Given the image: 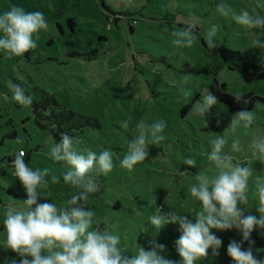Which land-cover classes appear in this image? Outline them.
Here are the masks:
<instances>
[{
    "label": "rangeland",
    "instance_id": "374dc122",
    "mask_svg": "<svg viewBox=\"0 0 264 264\" xmlns=\"http://www.w3.org/2000/svg\"><path fill=\"white\" fill-rule=\"evenodd\" d=\"M219 0H104L105 6L117 16L132 14L133 21L120 17L110 27L107 10L100 0H0V12L12 5L26 11H41L48 28L40 31L37 47L21 57L5 58L0 54V162L19 149L31 155L29 166L48 168V186L52 202L63 207L76 190L62 182L66 171L63 162L49 156L54 138L35 123L31 105H20L12 99L20 85L25 94L36 97L35 90L55 96L59 105L76 114L97 119L99 128H86L72 136L81 147L99 153L109 148L115 167L99 177V191L84 202L96 214V224L121 237L126 255L135 254L137 246L150 249V241L163 245L159 253L165 259L178 261L174 242L179 238L178 225L169 223L153 235L154 229L145 221L161 208L165 213L176 210L193 215L200 211L193 202L190 187L195 175L212 166L207 160L211 142L223 136L224 151L235 163L249 166L248 201L244 215H259L257 183L264 182V160L253 154V142L264 136V103L255 101L254 119L250 126L233 127L234 115L225 106L213 109L207 122L195 117L191 108L200 98L201 90L211 82V67H217L212 50L217 45L253 54L261 60L264 71V30L249 31L237 25L230 16H221ZM233 12L242 9L264 15V0H226ZM75 20L74 30L66 20ZM217 26L215 46L205 39L207 31ZM192 27L195 41L190 47L173 44L174 32ZM220 82L236 97L253 94L264 99V79L245 83L225 69L217 72ZM181 89H191L183 95ZM48 113V112H47ZM46 115V114H44ZM165 120V140L148 147L149 157L132 170L121 167L127 144L134 136L135 126L145 121ZM15 132L13 139L7 137ZM233 142L240 147L232 148ZM185 158L196 160V167L187 166ZM0 171V218L9 206H22L26 199L19 180L11 176L13 168ZM184 172V174H182ZM60 178L52 182V176ZM42 197L39 202H51ZM35 207V206H33ZM194 221V217L189 216ZM216 231V230H213ZM222 240L218 255L211 249L199 264H229L227 246L242 237L235 228L216 231ZM253 254L264 258V228L254 229ZM243 248L248 247L244 242ZM10 252L0 243V264H12Z\"/></svg>",
    "mask_w": 264,
    "mask_h": 264
},
{
    "label": "clouds",
    "instance_id": "9594fccd",
    "mask_svg": "<svg viewBox=\"0 0 264 264\" xmlns=\"http://www.w3.org/2000/svg\"><path fill=\"white\" fill-rule=\"evenodd\" d=\"M217 10L221 16H230L234 22L249 31L264 30V15H254L246 9L233 12L226 0H219ZM46 17L41 11H26L23 7L12 5L0 12V54L5 58L21 57L37 47V38L41 30L47 29ZM173 44L179 47H190L195 41L192 27L172 34ZM217 26L207 31L205 39L215 46ZM264 47V41H256ZM12 99L20 105H30L32 97L25 94V89L13 84ZM183 95H191V89H181ZM239 103L240 98L236 97ZM217 96L209 89L201 90L200 98L193 104L191 112L204 122L219 107ZM233 127L250 126L254 116L246 109L233 114ZM165 120L151 123L139 122L134 129V136L127 144V154L120 161L121 167L134 169L149 157L148 147L165 140ZM227 141L223 136L211 142L207 160L211 162L208 171L195 175V183L190 187L194 203L200 211L180 214L176 210L165 213L161 208L145 221L154 229L153 235L165 225H178L179 238L175 240V251L178 261L165 259L159 253L163 245L150 241L151 247L146 250L137 246L135 254L126 255L121 244V237L96 224V214L87 208L85 201L91 194L99 191V177L106 176L115 167L113 154L109 148L97 153L88 147H81L78 140L67 133L62 134L59 142L50 146L49 156L53 161L63 162L66 171L62 182L76 190L63 207L52 202L47 188L48 168H34L25 163L24 152L18 151L11 162L15 179L19 180L26 193L22 206H9L0 218V243L9 252L18 257L12 264H199L211 249L213 256L218 255L222 240L216 231L237 229L242 239L232 241L227 246V255L233 264H264V258L257 259L253 254L254 241L250 239L254 229L264 228V182L257 183V215H244L242 205L248 201L249 178L252 169L244 164L235 163L233 156L224 151ZM234 151L240 147L233 142ZM253 154L264 160V136L257 137L252 145ZM184 163L196 167L197 162L185 158ZM0 167L4 164L0 162ZM184 174V172H182ZM52 182L59 183L60 178L53 175ZM42 197L51 202L40 203ZM35 206V207H33ZM194 217V221L188 217ZM216 230V231H213ZM244 242L248 243L243 248Z\"/></svg>",
    "mask_w": 264,
    "mask_h": 264
},
{
    "label": "trees",
    "instance_id": "16d2710c",
    "mask_svg": "<svg viewBox=\"0 0 264 264\" xmlns=\"http://www.w3.org/2000/svg\"><path fill=\"white\" fill-rule=\"evenodd\" d=\"M100 4L103 10H107L108 12L106 13L112 16L110 18L106 15L110 27L112 24H116L120 17H122V19L123 17L126 18L129 22L133 21V23H136V20H133L132 14L122 15L118 18L114 12L110 11L105 6L104 0H100ZM66 23L68 28L73 31L75 27V20L73 18H69L66 20ZM212 59L213 62H217L218 65L217 67H211L209 69V74L212 75V79L208 85H205V87L209 88L217 96L219 103L226 107L228 113L233 115L240 109L250 111L254 108L255 101L264 103L263 98L254 96L253 94L239 97L240 102H235L236 96L228 92L226 84L220 82L217 76V72L219 70L225 69L229 73H233L237 77L241 78L245 83L262 80L264 79V71H259L262 64L260 59H256L253 54L248 56L244 54V51L242 52L238 49H232L225 45L215 46L212 50ZM34 93L36 97L33 96L32 103L30 105L35 117V123L40 129L49 131L55 142H59L61 135L65 133L70 136H75L78 133H82L86 128H99L97 119L63 109L56 101L54 95L42 90H35ZM15 136V132L7 135L9 139H13ZM18 151L24 152V160L25 163L28 164L31 158L29 152L21 149ZM18 151H16V153ZM16 153L8 156L7 160L3 162L5 167L13 168L11 162ZM0 171H2L3 175L6 174L3 172L2 167H0ZM11 176L15 177L14 173H11ZM8 255L11 256L12 259L15 258L17 261L19 259L18 257H15L14 253L10 252ZM229 264H233V262Z\"/></svg>",
    "mask_w": 264,
    "mask_h": 264
}]
</instances>
